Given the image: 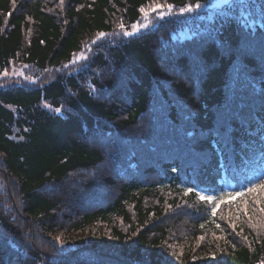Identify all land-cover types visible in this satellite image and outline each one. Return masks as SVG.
<instances>
[{"label":"trees","instance_id":"trees-1","mask_svg":"<svg viewBox=\"0 0 264 264\" xmlns=\"http://www.w3.org/2000/svg\"><path fill=\"white\" fill-rule=\"evenodd\" d=\"M189 2L0 0V71H43L0 87V264H264V0Z\"/></svg>","mask_w":264,"mask_h":264},{"label":"rangeland","instance_id":"rangeland-1","mask_svg":"<svg viewBox=\"0 0 264 264\" xmlns=\"http://www.w3.org/2000/svg\"><path fill=\"white\" fill-rule=\"evenodd\" d=\"M222 4H224V0H209L206 3H203L204 6L202 8H215V7H218ZM157 11H159V9ZM153 14H155V13L154 12L149 13V16L146 20L144 17V14L142 13L140 19L136 23L129 26L128 29H121L119 33H121V35H123V36H130V35H133V34H136L138 32L145 30L146 28L151 26L150 22H151ZM176 14H179V13L177 12ZM185 14H187V13H185ZM155 16H157V14H155ZM141 24L146 25V27H140ZM133 25L137 26V30H135V31L133 30ZM125 32L131 33V34L125 35L124 34ZM187 33H189V31L187 30L186 27H184L182 29H179L177 32H173L172 36L179 35L180 37H184L187 35ZM100 38H101V36L97 35L89 44L84 45L82 50L80 52L74 54L71 58V61L69 63H67L66 65H64V68H68V67L72 68V66L74 64H76L77 62L84 60L88 55L91 43H93V42L95 43ZM81 56H83L85 58L78 59V57H81ZM5 72L7 73L6 75L4 74ZM42 72L43 71L36 69L35 67L31 66L30 64L12 62L6 68H4L0 71V87H12V86H16V85L35 84L39 81V78L41 77ZM259 197H264V189L256 190L252 194V199H250V200L247 199L246 203H248V204L250 202L253 203V201ZM245 198H247V195L245 196ZM243 202H244V199L239 201L238 205L236 206L234 213L235 212L239 213V212H241V210L244 209L245 206H244ZM261 202H264V199H261ZM240 208H242V209L239 210ZM63 234H62V236H65L67 239H69V238H72V239L82 238L84 236L83 232L76 233L75 235H66V233H63ZM85 235H87V234H85ZM105 239H107V238H105ZM217 240L218 241H215L216 242L215 246L222 244L223 243L222 240H224V239L221 238V239H217ZM214 249H215L214 247H211L208 245V246L200 249L198 252H199L200 256L201 255L207 256L209 253L214 254L215 253ZM190 259H193V257H190Z\"/></svg>","mask_w":264,"mask_h":264},{"label":"snow or ice","instance_id":"snow-or-ice-1","mask_svg":"<svg viewBox=\"0 0 264 264\" xmlns=\"http://www.w3.org/2000/svg\"><path fill=\"white\" fill-rule=\"evenodd\" d=\"M224 3L228 4L229 6H231L232 0H224ZM203 6L204 5L201 2V0H196L195 3L189 2V3H185V4L181 5V6H179L177 10H178L179 14H185V13L194 12V11L202 8ZM176 8H177L176 5H173V4H170V3H164V4L154 3V4L150 5L147 10H146L145 7H141L140 8V12L144 14V17L147 20L150 12L156 13L159 18H163L166 13L171 14L173 12V10L176 9ZM158 9H159V11H157ZM120 27L123 29L124 25L121 23ZM140 27H146V25L141 24ZM133 30L134 31L137 30V26L136 25H133ZM124 34L125 35H130L131 33L125 32ZM105 35L106 34L103 33V32L98 33V36H101V37H103ZM83 58H85V57H83V56L78 57V59H83ZM4 74L6 75L7 73L5 72ZM92 90L93 91L96 90L95 89V85H93V89ZM48 107H52V106L48 105ZM54 111L57 112V113L61 112V107L54 108ZM173 171H175V169H173ZM238 186L242 189V191L237 192L236 193L237 196H243V195H245V193H252V192H255L258 189H264V170H258L255 173V175H253L251 177H246L243 181L239 182ZM193 191H194L193 188H187V189L184 190L185 195H187L188 193L193 192ZM221 195H223V193H221ZM197 196H198V198L201 201H205V202H209V203H215V201H216V197L215 196L206 195L203 192H198ZM261 199H264V197L256 198L253 201V203L258 206L261 203ZM258 211L259 212H264V207H259ZM215 213H216V208L213 207L212 208V214L215 215ZM248 219L252 220V216H249ZM232 226L235 227V224H233ZM201 227H203V225H201ZM217 227H219V225H217ZM55 239L60 241V243H63L61 237L57 236ZM199 239L202 240L203 237H200ZM244 239L247 240V237H244ZM169 247H171V246H169ZM233 247H234V245H233ZM193 259H195V257H193Z\"/></svg>","mask_w":264,"mask_h":264}]
</instances>
